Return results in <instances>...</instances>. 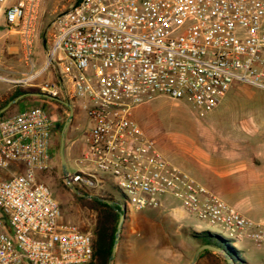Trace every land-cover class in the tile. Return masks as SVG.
I'll return each instance as SVG.
<instances>
[{"label": "built area", "instance_id": "obj_1", "mask_svg": "<svg viewBox=\"0 0 264 264\" xmlns=\"http://www.w3.org/2000/svg\"><path fill=\"white\" fill-rule=\"evenodd\" d=\"M39 2L0 0V7L9 26L23 22L29 30ZM52 29L50 57L64 70L61 81L43 82L40 94L78 105L91 120L77 161L83 171L67 170L65 182L91 195L112 181L125 211L176 199L180 206L172 208L264 247V221L166 160L132 118L135 107L160 95L204 113L236 82L264 90V0H75ZM57 120L35 106L0 121V264L94 258V235L62 219L38 177L53 166Z\"/></svg>", "mask_w": 264, "mask_h": 264}, {"label": "rangeland", "instance_id": "obj_2", "mask_svg": "<svg viewBox=\"0 0 264 264\" xmlns=\"http://www.w3.org/2000/svg\"><path fill=\"white\" fill-rule=\"evenodd\" d=\"M74 2L75 0H40L38 13L29 30L23 22L14 27L9 26L5 22V6L0 7V110L23 90L39 94V86L43 82L59 81L50 57L54 35L52 21ZM255 100L257 106L250 108L249 114L261 127V132L256 138L251 135L246 138L244 156L249 168L254 167L261 180L254 186L250 182L242 185L235 198L240 205L233 206L246 217L258 222L264 221V92H257ZM35 106L44 107L53 113L58 119L57 124L64 123L70 115V110H66L57 101L29 95L25 100L7 108L0 121ZM71 106L73 115L64 134V157L67 170L77 173L83 171L77 161L85 136L91 128V120L78 105L71 103ZM209 113L210 111L202 113L185 101L160 95L135 107L132 118L166 160L206 186L205 155L208 149ZM53 138H58V134L55 133ZM53 149V166L48 171L39 173L38 177L49 186L58 201L62 219L76 223L94 235L97 213L78 200L67 187L60 148ZM240 176L246 177L247 173L231 174L227 182L235 184ZM93 191L91 195L112 198L110 201L115 202V208L119 207L118 203L125 202L124 196L112 181ZM165 201L166 206L161 209L126 211L127 218L111 264H224L212 250L202 251L195 262L193 259L197 249L203 244L220 249L232 258L231 252L225 249V240L231 241L233 247L240 251L239 256L244 264H264V247H258L249 240L231 239L224 227L199 220L188 213L182 219L180 207L178 212H171V207L180 206L179 201L167 197ZM203 231H210L222 239L206 240L200 235Z\"/></svg>", "mask_w": 264, "mask_h": 264}, {"label": "crops", "instance_id": "obj_3", "mask_svg": "<svg viewBox=\"0 0 264 264\" xmlns=\"http://www.w3.org/2000/svg\"><path fill=\"white\" fill-rule=\"evenodd\" d=\"M53 67L57 79L61 81V72L64 67L62 65ZM257 92H264V90L236 82L221 103L210 111L208 149L205 155L207 161L206 186L197 180L213 194L237 207L240 205V202L235 200L238 189L245 183L250 182L254 186L261 180L257 176L256 169L249 168L244 156L246 138L249 135L256 138L261 132V127L249 114V109L257 106L255 100ZM241 173H247V176H240L235 184L227 182L231 174L241 175ZM178 210V208L171 207V212H178ZM179 213L182 218L187 212L181 209ZM186 224L191 226L189 223Z\"/></svg>", "mask_w": 264, "mask_h": 264}, {"label": "trees", "instance_id": "obj_4", "mask_svg": "<svg viewBox=\"0 0 264 264\" xmlns=\"http://www.w3.org/2000/svg\"><path fill=\"white\" fill-rule=\"evenodd\" d=\"M40 93V89L38 91ZM25 93H31L28 90L21 91L17 96H20ZM16 96V97H17ZM27 98H21L16 104L25 100ZM66 110L68 108L61 104ZM3 116V113L0 114V118ZM64 123L56 124L53 130V136L55 133L58 134V138L52 139L53 147L60 148V131L63 128ZM77 199L82 201L85 205L92 208L97 213L96 224L94 227V240H93V248H94V258L91 263L89 264H108L109 257L112 252L113 244H114V237L115 232L117 230V224L119 221V213L111 206L107 205L106 203H102L97 200H87L85 198L77 196ZM109 200H113L109 196L107 197ZM117 209H120L117 207ZM200 235H203L206 240L211 239H222L220 236L210 232V231H203ZM215 239V240H216ZM225 249L228 252H231L233 261L235 264H244V261L241 256H239L240 251L236 250L235 247L231 244V241H226ZM205 245V244H203ZM204 252H210L208 249L204 250Z\"/></svg>", "mask_w": 264, "mask_h": 264}, {"label": "water", "instance_id": "obj_5", "mask_svg": "<svg viewBox=\"0 0 264 264\" xmlns=\"http://www.w3.org/2000/svg\"><path fill=\"white\" fill-rule=\"evenodd\" d=\"M29 95L42 96V97L57 101V102L63 104L64 106H66L70 110V115L66 119V121L64 122L62 131H61V140H60V159H61V163H62L63 175L65 176L66 173H67V168H66V161H65V157H64V134H65V131H66L67 127L69 126V124L71 122V119H72V115H73L72 106H71V104L68 101H64V100H62L60 98H53V97H50V96H48L46 94L25 93V94H22V95L18 96L15 99H13L12 101H10L5 108L0 110V114L3 113L11 105L17 103L21 98L29 96ZM66 183H67V187L75 195H77L79 197H82V198H85V199L97 200V201H100L102 203H106L107 205L113 207L119 213V221H118V224H117V230L115 232L114 244H113L112 252H111V255H110L109 261H108V264H111V261L115 257L116 247H117V244H118V241H119V238H120L121 229H122L123 224H124V222H125V220L127 218L125 208L123 206H121L120 209H117V208H115V202L110 201V200L105 199V198L100 197V196L85 194L82 191H80L79 189H77L72 183H70V182H66ZM207 249L208 250H212L215 253H217V255L220 256V258H221V260H222V262L224 264H235V262L232 260V258L229 256L228 253H226V252H224V251H222L220 249L214 248L212 246H208V245H202V246H200L197 249V251L195 253V257L193 259V262L196 261V258L198 257V255L202 251L207 250Z\"/></svg>", "mask_w": 264, "mask_h": 264}]
</instances>
